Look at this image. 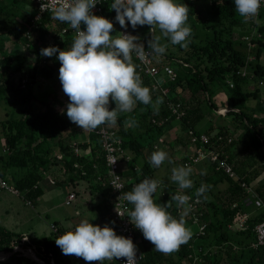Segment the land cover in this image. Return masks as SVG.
Wrapping results in <instances>:
<instances>
[{
  "label": "trees",
  "instance_id": "obj_1",
  "mask_svg": "<svg viewBox=\"0 0 264 264\" xmlns=\"http://www.w3.org/2000/svg\"><path fill=\"white\" fill-rule=\"evenodd\" d=\"M201 1L175 0L176 3L189 7L187 24L192 29L191 43L185 49L162 38V43H166L168 47L164 54L155 56L161 61L160 65L158 64L160 67L171 65L177 74L175 81H171L163 73L159 75L161 85L168 89V94L154 91V79L144 75L143 86L150 88L153 104L144 105L137 102L132 112L120 115L115 126L105 125L116 130L122 139L125 154L124 157L122 155L121 166L126 161L125 155L131 156L125 171L121 172L127 184L126 192L144 179H137L139 172H143L145 177L156 176L157 168L150 164L148 152L164 150L173 154L171 147L175 142L182 145V149H186L190 144L195 150L203 147L201 142L192 143L190 131L195 135L204 133L209 136L206 151L219 153L220 160L225 161L237 175L234 178L223 169L218 171V161L211 162L210 158L193 164L192 168H199H193L191 179L194 181V187L180 190L178 185H172V190L176 191L166 193L162 202L167 204L178 192L195 199L196 189L202 184L210 185V190L206 192L208 199L200 198V221L206 226L205 232L194 233L187 243L171 254L154 250V245L139 232L138 236L142 239L139 249L145 254L144 264H193L195 259L196 264H264V247H253L257 243L255 228L264 220V208L246 207L243 203L250 194L249 189L254 190L264 203V180L258 181L257 184L255 182L264 174V99H261L264 91L261 92L258 88L248 91L246 86L251 80L264 84V22L251 26L244 24L243 18L235 10L234 0H203V5ZM111 3L103 9L106 16L113 21L115 31L112 35H116L124 28L115 27L116 12L110 10ZM263 6L264 3L260 8ZM258 16L260 19L264 18V12ZM65 26V23L53 19L52 14L44 15L42 20L32 26L33 38H24L29 44L28 49L40 43L45 47L69 49L74 32L70 30L67 34H62ZM7 28L10 32L18 31L17 24ZM254 29L257 33L255 36L252 35ZM126 30L139 36L147 50V41L152 35L150 26H138L133 29L129 23ZM158 33L161 35L157 27L155 34ZM244 34H250L249 44L242 40ZM15 36L19 41L23 39L20 31ZM5 48V44L0 48L5 58L4 69L12 73L3 75L0 79V102L5 100L16 106L20 116L9 117L2 122L5 140L3 150L9 151L8 153L4 150L3 153L5 152L7 157L1 158L5 166L0 168L2 176L11 187L19 191V194L15 195L31 204L43 195L39 184L44 181L47 173L54 167L61 166L65 183L71 189L70 194L76 196L74 191L78 192L81 183L86 182L92 188L91 192L106 195L102 205L94 209L98 213L99 221L116 230L114 198L106 172L102 138L83 131L68 119L66 108L70 101L64 94L59 79L61 64L56 58L59 53L52 57L42 56L37 51L35 57L30 55L31 52L25 55H10L5 52ZM250 57H254V62L249 60ZM133 62L138 65L139 72L141 64L134 55ZM244 72H247L246 76L242 75ZM40 80H54L55 85L37 95L34 87L39 83V88H42ZM220 92L228 97L226 105L220 106L214 100ZM62 97L66 98V101ZM158 97L163 99V103L155 105ZM251 99H254L255 105L248 104ZM177 104L185 111L181 120L171 111V106ZM115 106L114 102L110 103V109ZM219 109H228L226 119L234 129L215 122V113ZM207 110L212 125L207 131H200L198 125L205 120ZM162 119H167L163 126L153 123V120ZM126 120H135V125L126 124ZM174 122L180 123L179 130H183V134H175L176 138L171 139L168 130H171ZM241 130L244 132L243 136L236 139L235 133ZM161 137H164V141L160 144ZM220 137L222 140H219ZM229 139L232 141L228 142ZM74 143L82 147L79 155L73 151ZM156 144L158 149H155ZM59 154L63 155L62 160H58ZM187 161H190V156L177 158L174 162L183 166ZM10 168L25 169L23 177H12L16 182L15 187L7 179ZM156 195L154 201L158 203ZM131 207L134 210V205L131 204ZM179 209L184 212L179 213ZM168 211L176 219L183 215L187 228L193 226L194 218L187 206L178 208L176 202L172 201ZM245 212L250 213V219L245 228H240L237 223ZM55 239L57 238L54 235L42 239L30 237L25 241L23 234L14 233L0 225V253L9 254L17 250L8 259H0V264H41L39 260L45 264L75 263L71 255L63 254ZM27 252H34L38 261L26 255ZM109 262L120 264L117 259Z\"/></svg>",
  "mask_w": 264,
  "mask_h": 264
},
{
  "label": "clouds",
  "instance_id": "obj_2",
  "mask_svg": "<svg viewBox=\"0 0 264 264\" xmlns=\"http://www.w3.org/2000/svg\"><path fill=\"white\" fill-rule=\"evenodd\" d=\"M98 3L99 0H53L50 5L41 4L42 12L51 11L53 19L67 23L75 31L69 49L50 46L42 49L41 55L52 57L59 53L56 56L61 64L59 79L70 101L66 115L83 131H93L105 124L115 126L120 115L132 112L137 102L153 104L150 88L143 86L133 55L142 62L149 56H161L168 47L162 43V38L187 49L192 35L187 24L189 7L186 4L175 0H113L110 10H115V20L121 28L127 29L129 23L133 29L150 26L152 35L146 50L139 36L125 32L112 35L113 21L93 12ZM234 3L244 22L255 18L261 7V0H234ZM157 27L161 35L155 34ZM111 102L115 103V108L110 109ZM161 103L163 99L158 97L155 105ZM125 123L135 125V120ZM166 160H169L168 153L157 150L151 154L149 162L159 168ZM192 174V167L177 166L171 169L170 179L180 190L191 189L194 187ZM160 184L157 179L144 178L124 193V198L134 205L129 214L130 222L154 245V250L171 254L190 240L191 230L186 227L183 215L176 219L168 208L172 201L178 208L188 206L190 197L178 192L167 204L156 203L154 196ZM210 187L202 184L196 189L197 199H208L206 192ZM55 243L64 255L82 257L88 262L103 264L126 258L127 264H137L138 260V249L131 238L117 235L107 224L101 227L86 219L74 231L55 239Z\"/></svg>",
  "mask_w": 264,
  "mask_h": 264
},
{
  "label": "built area",
  "instance_id": "obj_3",
  "mask_svg": "<svg viewBox=\"0 0 264 264\" xmlns=\"http://www.w3.org/2000/svg\"><path fill=\"white\" fill-rule=\"evenodd\" d=\"M33 2V4L36 6V14L34 17V23L42 20L44 15L46 14H52L51 11H41V4L45 3L46 5H50L53 3V0H29ZM100 3H98L95 8L93 9L94 14L98 16L106 17V14L104 13L103 7H105L108 3L113 2V0H99ZM264 3V0H261V4ZM109 19V18H108ZM110 20V19H109ZM66 26L62 31V34H67L70 30L74 32L75 37V31L71 29V27L65 23ZM84 26L82 25V29ZM122 32L129 33L126 29H123ZM248 39V38H247ZM136 58V56L134 55ZM139 63L141 64V67L139 69V75L141 76V79L144 83V75H149L154 79L153 84V90L159 91L163 93L164 95L168 94V89L164 88L161 85V82L159 80L160 73H163L165 77L170 79L171 81H175L177 78V74L173 67L171 65H165L163 67H160L157 63L158 58L155 56H149L145 61H140L138 58H136ZM243 76L247 75V72H244L242 74ZM171 111L174 116L178 120H181L182 117L185 116V111L181 107L180 104L172 105ZM167 119H162L160 121L153 120L154 124H157L158 126H163L166 123ZM90 134L98 135L102 138V150L104 152V159L106 161V172L107 176L109 178V185L111 187V192L113 194V200H114V206H115V214H114V220L117 223L116 233L122 236H125L127 238H131L134 242V244L137 246V264H144L145 254L139 249V236L138 233L141 232L139 229H137L134 224L130 222L129 214L132 211L131 203L126 201L124 198V193H126V181L121 174V158L122 155L124 157L125 152L122 149V139L118 135L117 131L114 129L108 128L106 125H103L99 129L88 131ZM190 135L192 136V143L201 142L204 146L200 147L198 150H194L190 154V161H187L185 165L192 166L193 164H199L203 162L205 159L210 158L211 162H217L219 163L217 170L223 169L225 173L230 175L231 177H236L237 175L231 167L223 160H220L219 153H216L214 151L207 152L205 149L206 144L209 143L210 137L206 134L201 135H195L194 132L190 131ZM219 140H222V137L219 138ZM164 138L161 137L159 139V143H163ZM232 140L229 139L228 142H231ZM73 151L76 155H79L81 153V147L78 143L73 144ZM155 149H158V145H155ZM58 160L63 159V155L59 154ZM125 158L130 159L128 156L125 155ZM78 167V165H76ZM144 178H150L151 177H144ZM51 183H55L53 180H51ZM113 186L118 187L114 188ZM164 188V185L161 183L158 186V189ZM157 189V190H158ZM2 190L10 191L14 194H19V191L11 187L7 181L4 179L0 172V192ZM248 192H250L249 196L244 200V205L246 207H257V208H264L263 201L258 197L256 192L252 189H249ZM190 197V196H189ZM76 196L74 194H70L68 197V200L66 201L67 205H70L72 202L75 201ZM202 201L201 199H192L190 197L188 210L192 212V217L194 218V223L198 224L200 226L199 233L204 234L206 226L201 223L200 216H202V213H199V211L202 208ZM237 205L235 204L234 207ZM183 209H179V213H182ZM121 215H120V214ZM250 215L248 213H244L243 216L238 221V225L240 228H245L247 221L249 220ZM256 233H257V243L253 245L254 248L258 247H264V220L256 226ZM25 241H28L27 238H25ZM142 255V256H141ZM72 259L75 261H80L81 257H76L75 255H71ZM120 264H127L126 258H118L117 259ZM197 259L193 262V264H196Z\"/></svg>",
  "mask_w": 264,
  "mask_h": 264
},
{
  "label": "rangeland",
  "instance_id": "obj_4",
  "mask_svg": "<svg viewBox=\"0 0 264 264\" xmlns=\"http://www.w3.org/2000/svg\"><path fill=\"white\" fill-rule=\"evenodd\" d=\"M203 0L201 1V4L203 5ZM2 4H4L5 6H1L0 7V11L3 10L2 13H0V23L3 24V23H7V20H10L12 23H15V18H17V22L20 20V19H24L25 18V15L26 14H29L32 10H33V15L36 14V6L33 4V2L29 1V0H3ZM261 12H264V6L262 8L259 9V12L258 14H260ZM253 18V19H250L248 20L247 22H244V24L246 25H250L251 24H260V23H263L264 22V18H259V16ZM257 30V28H255ZM254 29V31H255ZM241 31V34H242V28L239 29ZM257 33L256 31L253 32L252 31V35L255 36ZM158 35H160V33H158ZM247 34H244L243 35V38L242 40L245 41V44H249L250 43V37L249 36L250 34H248V36H246ZM248 38V39H247ZM163 41V40H162ZM3 44L6 45V50L5 52L7 54H9V50L13 51V44L11 43V39L9 38L8 34H4L0 31V48L3 47ZM26 40L24 39L21 43L17 44V49L18 51H21L23 50V47L22 45H25L26 47ZM8 45V46H7ZM16 45V43L14 44ZM39 45L38 46V51L39 53L41 54V50L44 49V48H47L45 47L44 45H42L41 43L40 44H37ZM37 49V47H36ZM24 50L26 51V49L24 48ZM24 52H22L23 54ZM249 60H253L254 62V57H250ZM10 72V71H9ZM9 72H6L4 71V69H1L0 67V79L2 78V75H11V73ZM41 82V85L42 88H39V83H37L34 87V92L37 94V95H40V94H43L44 92H46V89H48V87H54L55 83H54V80H51V81H46V82H43V80H40ZM258 81H249V83H247V90H255V89H259L261 90V92L264 91V84L262 83H257ZM24 88V87H23ZM55 90V88L53 89ZM56 91V90H55ZM61 96H64L63 93H60ZM262 94V93H261ZM64 99V97H62ZM228 97L223 93V92H220L218 95H216L214 97V100L215 102L218 104V105H226L228 103L227 101ZM261 99H264V95L262 94L261 96ZM66 101V98L64 99ZM253 104L255 105V101L254 99H251L250 102H248V104ZM210 112V111H209ZM228 109L224 110V109H219L218 111H216V115H217V118H214L215 119V122H218V124H220L221 126H228L229 125V120L226 119V115L228 113ZM205 114L207 115L205 120H203L199 125H198V129L200 131H207L210 129L211 125H212V119H211V116L209 115L208 113V110L207 112L205 111ZM20 116V112H19V109L12 105L11 103H7V101L5 100H2L0 102V168L3 166L2 164V161H1V158L2 157H7L4 153H3V148H4V135L2 134V122L5 121L7 118H18ZM228 118V117H227ZM174 124H177V128L175 129H172V131L169 132L168 136L171 138V139H175L176 138V135L177 134L178 136H181L183 134V130H179V125L180 123H177L175 122ZM229 127H231V129H234L233 128V125H229ZM234 131V130H233ZM244 132L241 130L239 132H236L234 137L236 139H239L241 136H243ZM86 140V137H84L83 141ZM174 146L171 147V151L172 152H177L178 150L181 151L183 150L182 148V145L178 144V142L174 143L173 144ZM191 149V148H190ZM193 151V149H191V152ZM5 152H8V149L5 150ZM154 152V151H153ZM179 153V152H177ZM174 157V156H173ZM179 158V157H178ZM167 162H169L170 160H166ZM175 161V158L173 159V163ZM164 164V163H163ZM172 166L173 167H177L175 165H171L170 166V169H167L166 167L163 168L162 171V174H161V177L164 178V179H170L171 177V169H172ZM5 167V166H3ZM55 168V167H54ZM194 170L199 169L198 167L194 166L193 167ZM192 168V169H193ZM57 169H59V167H57ZM5 171V170H4ZM57 172V170H55V173ZM58 173V172H57ZM7 179L9 180V183L11 185H13L15 187V180L12 178L13 176L18 178V177H23L25 175V169H21V168H10L8 174H7ZM52 176V175H51ZM53 177V176H52ZM155 177H160L159 175L155 176ZM260 180H264V174L261 175L255 182L257 184L258 181ZM47 184V185H46ZM46 184H44L46 187V191H48L51 195L56 194V198H53L52 200V203L49 204V206L51 207L54 203V205L56 204H63V205H59L56 209V216H54V213L53 215L51 216L50 219H47V217H42V219L48 223V225H50V230H51V235L50 237L54 236L56 232H58V229L56 228V226L52 225L51 227V224L54 222V221H58L60 222L61 226L62 227H65L64 224H65V220L64 218H62L64 215H67L70 211L68 210V208L65 206L64 202L66 200V197H67V194H65L64 190L65 189H61L59 188L58 186H51L48 182H46ZM255 186H258L256 185ZM254 186V188H255ZM61 193V195H60ZM59 196H60V199H59ZM59 199V200H58ZM37 202L39 200H36ZM74 205L76 207H74ZM74 205H72V208H75V209H79L80 210V213H82V216L79 217L78 219H75V221H83V220H88V221H93L94 217H96V215H94V211L91 210V207L86 203V199H81L78 201V203H75ZM48 206V207H49ZM25 207L27 208V212L30 213V216L33 215V216H36L38 217L37 214H35L33 211L35 209H37L38 212H43L42 209H47V205H43V207H37V208H31V207H28L26 205V201H24L23 199H21V197L13 194L12 192H9L7 190H3L0 192V215L3 217V222L5 221H18L17 224L19 225H22L19 229L20 231L22 230L23 233L26 232L27 230V226L25 224ZM40 210V211H39ZM9 213V214H7ZM70 216V215H69ZM42 221V222H44ZM190 230H191V236L194 234V233H197L199 232L200 230V226L199 225H193L190 227ZM72 231V230H71ZM58 234V233H56ZM57 236V235H55ZM39 239H42L41 236H37ZM45 238V237H44ZM57 238V237H56ZM201 241V240H199ZM73 264H76L73 263Z\"/></svg>",
  "mask_w": 264,
  "mask_h": 264
},
{
  "label": "crops",
  "instance_id": "obj_5",
  "mask_svg": "<svg viewBox=\"0 0 264 264\" xmlns=\"http://www.w3.org/2000/svg\"><path fill=\"white\" fill-rule=\"evenodd\" d=\"M2 2H3V0H0V7L1 6H5L4 4H2ZM2 12H3V10L0 11V13H2ZM34 17H35V14L33 15V10H32L29 14L25 15L24 19H20L18 22H17V18H15V21H14L15 23H12L10 20H7V23H3V24L0 23V31L2 33H4V34H6V33L8 34V32H9L8 36L11 39V43L13 44V51L9 50V54L10 55H18L19 53L22 54V52H24L23 55H25L28 52H31L30 55L32 57H35L36 56L35 51H37V53H39V51H38V46L39 45H35V47L32 45V47H30V49H28L29 48V44H26V47H25V45H22L23 50H21V51L16 50L17 49V44L21 43L24 40V38H27V39H30L31 37L33 38V36H32V26L34 24V22H33ZM115 23H116L115 27L116 28L119 27V29H120V25H119V23L116 20H115ZM4 24L8 25L7 27H10V28L13 26V24H15V25L17 24L18 25V31H20L22 33V38L23 39L19 41L16 38V36H15L18 33V31L15 32V30L12 29V30H14V32H10V30ZM23 30H24V32H22ZM15 43H16V45H14ZM36 47H37V49H36ZM24 48L26 49V51L24 50ZM4 59H5L4 56L0 52V67H1V69H4V66H5L4 65V62H5ZM160 62L161 61L158 59L157 63L159 65H160ZM4 71L9 72V71H7V69H4ZM2 77H3V75H2ZM174 123L171 126V130H168V133L170 131H172V129L177 128L176 127L177 124H174ZM177 123H179V122H177ZM81 142H83V141H81ZM190 148L193 149V151L195 150L194 146H192V144H190V145H188L186 147V149H183L181 151L178 150L177 152H179V153L171 152L173 154H168L170 162L165 161L164 164H162L159 168H157L156 176L159 175L160 177H154V179H157V180L161 181V183L164 185V188H160V189L157 190L156 198L158 199V203L166 204L165 202H162V198L166 195V193H168V192H171V193L173 192L174 193L176 191V190H172V185H176V184L173 183L171 181V179L167 180V179L162 178L161 177V174H162L161 170H163L164 167H166L167 169H170L171 165L178 166V165L175 164V162L173 163V159L174 158L177 159L178 157L180 159H182V157L185 158L187 156H190L191 155L190 154L191 153V149ZM81 150H82V147H81ZM152 153L153 152H148L147 153V157H148L149 160H150V156H151ZM128 157L130 159L126 158L125 163L121 166V169H122L121 172L125 171V169L127 167V162L131 160V156L129 154H128ZM172 168H173V166H172ZM55 170H57L58 173L57 172L55 173ZM62 171H63L62 167L59 166V169H57V167H55V168L52 169V171L47 173L46 178L44 179V181H42L39 184V186L43 190V195L38 199L39 201L38 202L37 201L36 202H32L31 204L26 202V205L28 207H31V208L40 207L41 208V207H43V205H47V209L46 210L42 209L43 212H38L37 209H35L33 212L38 215V217H36V216H33V215L30 216V213L27 212V210H26L27 208L25 207V224L27 226V230H26L25 233H23L22 230L20 231L19 228L22 225L17 224L18 221H14V220L12 221L11 220V221L3 222L2 221L3 217L1 215H0V225L5 227V228H7L8 230H10V231H12L14 233L23 234L25 236V238H27V239L30 238V237L38 238L37 236H41L42 238L50 237L52 229L50 230V225H48V223H46L42 219V217H47V219H50L51 216L53 215V213H54V216H56V209H58L57 207L59 205H63V204L59 203V204L54 205V203H53V205L51 207L49 206V204L52 203L53 198H56V194L53 193V195H51L48 191H46V188H45L46 186L44 185V184H46V182H48L53 187L58 186L61 189H65L64 192H65V194H67V197H66V200H65L64 204H65V206L68 208V210L70 212L67 215H64L62 217L65 220V224H64L65 227H62L60 225L61 223L58 222V221H54L51 224V227H52V225H54L58 229V232H56L58 234L55 233V235H57L56 236L57 238L62 236V235H64L68 231H71V230L74 231L76 226L79 225L80 222L79 221L76 222L75 219H78L79 217H81L82 213H80L79 209L77 210L75 208H72V205H74L75 203H78V201L81 200V199H86V203L91 207V210L94 211V213H95L94 215H96V217H94L93 221H89V222H92L94 225L95 224L96 225H100L101 227L106 225L107 223L99 221L98 213L94 209L95 207L98 208L99 205H102V203L105 200V196L106 195L95 193V192H91L92 188H90V185H88L86 182H82L81 183V188L79 190L77 189L78 192L74 191V193L76 194L75 201L72 202L70 205H67L66 201L68 200V197L70 195L71 189L65 183V178L63 177ZM170 173H171V171H170ZM143 177H145V174L143 172H139V174L137 176V179H141ZM51 180H53L55 183L54 184L51 183ZM60 195H61V193H60ZM59 199H60V196H59ZM74 207H76V206L74 205ZM183 212H184V210L182 211V213ZM245 213H248L250 215L249 212H245ZM7 214H9V213H7ZM42 221H44V222H42ZM194 224L195 223H194V220H193V225ZM188 228L190 229V227H188ZM141 241H142V239L140 238L139 239V243H141ZM32 253H34V252H32ZM73 261L76 262V264H100V262H98V261H94V262L85 261L82 257H81L80 261H75V260H73ZM103 264H110V262L109 261H104Z\"/></svg>",
  "mask_w": 264,
  "mask_h": 264
},
{
  "label": "water",
  "instance_id": "obj_6",
  "mask_svg": "<svg viewBox=\"0 0 264 264\" xmlns=\"http://www.w3.org/2000/svg\"><path fill=\"white\" fill-rule=\"evenodd\" d=\"M17 250L15 249V251L14 252H16ZM13 252V253H14ZM13 253H9V254H1L0 253V259H2V260H6V259H8V257H10ZM26 255H28V256H31L33 259H35V260H37L38 261V259H37V256H36V254L35 253H31V252H27V253H25ZM39 262L41 263V264H45L43 261H41V260H39Z\"/></svg>",
  "mask_w": 264,
  "mask_h": 264
}]
</instances>
